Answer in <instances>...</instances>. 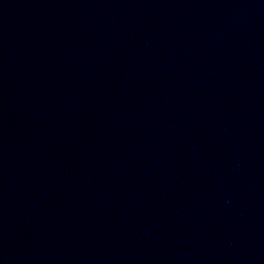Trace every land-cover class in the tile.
<instances>
[{
    "label": "water",
    "instance_id": "1",
    "mask_svg": "<svg viewBox=\"0 0 264 264\" xmlns=\"http://www.w3.org/2000/svg\"><path fill=\"white\" fill-rule=\"evenodd\" d=\"M0 264H264V0H0Z\"/></svg>",
    "mask_w": 264,
    "mask_h": 264
}]
</instances>
